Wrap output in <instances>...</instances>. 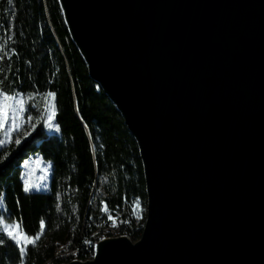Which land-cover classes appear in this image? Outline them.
<instances>
[{
    "label": "water",
    "instance_id": "obj_1",
    "mask_svg": "<svg viewBox=\"0 0 264 264\" xmlns=\"http://www.w3.org/2000/svg\"><path fill=\"white\" fill-rule=\"evenodd\" d=\"M143 163L142 237L67 264H264V0H59Z\"/></svg>",
    "mask_w": 264,
    "mask_h": 264
},
{
    "label": "trees",
    "instance_id": "obj_2",
    "mask_svg": "<svg viewBox=\"0 0 264 264\" xmlns=\"http://www.w3.org/2000/svg\"><path fill=\"white\" fill-rule=\"evenodd\" d=\"M0 44L8 53L0 60V90L25 98L26 117L38 116L43 98L54 92L53 123L60 127L56 132L41 123L20 145L0 148V217L18 222L29 236L37 234L41 220L45 223L24 264H67L72 255L57 256L69 252H78V261L91 260L107 233L140 240L146 219H137L133 203L139 200L145 209L147 193L138 144L116 106L90 77L59 0H0ZM32 154L52 164L46 192L23 191L24 161ZM103 180L107 184L100 196ZM105 207L121 214L128 226L110 227ZM0 238L6 240L0 245V264H20L18 247L6 236Z\"/></svg>",
    "mask_w": 264,
    "mask_h": 264
},
{
    "label": "snow or ice",
    "instance_id": "obj_3",
    "mask_svg": "<svg viewBox=\"0 0 264 264\" xmlns=\"http://www.w3.org/2000/svg\"><path fill=\"white\" fill-rule=\"evenodd\" d=\"M13 0H8L9 4H12ZM0 60L4 59L8 53L5 51L4 45L0 44ZM3 81L0 80V84ZM28 100H34V96H28ZM44 108L39 113L38 116L28 115L26 118L23 117V114L27 111L26 100L19 93L10 94L7 91L0 90V132L3 133V138H0V148H3L8 144L20 145L23 139H26L28 136H31L33 132L37 130V127L43 123V126L48 129L55 128L56 132L60 131L58 124L54 125V121L57 114L56 106V94L54 92H48L43 98ZM25 124L29 127L26 128ZM15 139H13V134ZM2 159H7V155H4ZM2 162V160H0ZM25 165H28V161H24ZM49 167L51 164L49 163ZM33 188H39L37 185H33L30 182V179H24L23 182V191L29 193ZM59 199V195L57 197ZM3 194L0 193V203H3ZM140 207V201H136V208ZM59 210V206H58ZM104 212L108 211V208L103 209ZM137 219H140V215L136 214ZM111 221L112 227H117L118 224L116 220L109 215L107 217ZM22 223V222H21ZM122 223H128V221H122ZM0 225L3 226V233L0 236H6L7 240L12 241L19 249L20 255V264H24V258L27 255L29 246H35L37 242L41 239V236L44 232L45 223L43 220L40 221L39 231L35 236H29L23 233L20 229L19 223L8 222L4 223V218L0 217ZM6 243V240L0 238V245ZM85 243H91V241H86ZM75 253H73L74 255Z\"/></svg>",
    "mask_w": 264,
    "mask_h": 264
},
{
    "label": "rangeland",
    "instance_id": "obj_4",
    "mask_svg": "<svg viewBox=\"0 0 264 264\" xmlns=\"http://www.w3.org/2000/svg\"><path fill=\"white\" fill-rule=\"evenodd\" d=\"M24 115H25V113L23 114V117L26 118V116H24ZM25 127L28 128L29 126L27 124H25ZM1 136H3L2 132H0V137ZM27 161H28V165L24 164V171L22 173L23 182H24V179H30V182L33 185L39 186V188H33L30 192H46V191H48L49 185H50V179H51V175H52V164H51V162L48 160H45L39 154H35V155L32 154L27 159ZM49 163L51 164V167H49ZM106 184H107V180H103L101 189L98 191V194L100 196H102L104 194V186ZM133 207H134L135 214L138 213L141 218L146 219L147 207L144 209L142 207V205L140 204V207L136 208V202L133 203ZM4 223H7V222L4 221ZM14 223H18V222H14ZM20 229L23 232L21 226H20ZM2 231H3V226H2ZM111 238H115V237L112 236ZM62 251L63 250H60V252H62ZM73 253H75V252L60 253V255H58L57 257H66V256L70 257V255H72L74 257L75 254L77 255V253H75L74 255H73ZM74 261H77V259Z\"/></svg>",
    "mask_w": 264,
    "mask_h": 264
},
{
    "label": "built area",
    "instance_id": "obj_5",
    "mask_svg": "<svg viewBox=\"0 0 264 264\" xmlns=\"http://www.w3.org/2000/svg\"><path fill=\"white\" fill-rule=\"evenodd\" d=\"M133 210H134V208H133ZM108 212V216L109 215H111L115 220H116V223H122V221H125L124 219H123V217H122V215L121 214H113L112 212H110V211H107ZM107 223H112L111 221H107ZM124 224H127V226H128V223H124ZM126 235H124V236H122V237H125ZM108 237H111V234L110 233H108L107 234V237H103L102 238V240L103 239H107ZM89 247V246H88ZM78 253V252H77Z\"/></svg>",
    "mask_w": 264,
    "mask_h": 264
},
{
    "label": "bare ground",
    "instance_id": "obj_6",
    "mask_svg": "<svg viewBox=\"0 0 264 264\" xmlns=\"http://www.w3.org/2000/svg\"><path fill=\"white\" fill-rule=\"evenodd\" d=\"M110 227H112V226L110 225ZM117 227H118V226H117ZM117 227H112V228H113V229H116ZM117 232H118V231H117ZM105 234H106V233H105ZM107 234H108V233H107ZM107 234H106V235H107ZM113 237L116 238V237H119V236H116V235H115V236H113ZM120 237H122V236H120ZM125 237H127V236H125ZM108 238H111V237H108ZM94 250H95L94 252H96V246H95V249H94ZM75 253H77V252H75ZM59 255H60V254H59ZM66 255H67V254H66ZM69 255H70V254H69ZM94 256H95V254H94ZM94 256H93V258H94ZM66 257H67V256H66ZM93 258H92V259H93ZM76 259H77V255L75 254V256L72 257L71 262L74 261V260H76ZM92 259H91V260H92ZM77 261H78V260H77Z\"/></svg>",
    "mask_w": 264,
    "mask_h": 264
}]
</instances>
